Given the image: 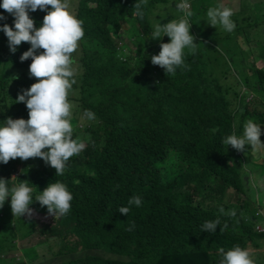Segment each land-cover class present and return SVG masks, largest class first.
Returning <instances> with one entry per match:
<instances>
[{"label":"trees","instance_id":"1","mask_svg":"<svg viewBox=\"0 0 264 264\" xmlns=\"http://www.w3.org/2000/svg\"><path fill=\"white\" fill-rule=\"evenodd\" d=\"M187 1L197 52L186 54L187 67L168 76L152 64L151 56L170 38L151 39V33L155 24L183 15L177 9L181 0H147L142 19L133 15L136 0L74 1L85 35L73 53L74 64L82 69L70 91L76 93L74 121L84 124L73 139L86 140V149L70 158L62 176L32 158L0 163V178L9 180V187L26 182L33 198L49 183H64L73 195L71 211L51 216L52 223L41 229L53 238L48 253L41 256L32 247L13 262L0 257V264H38L89 251L102 255L87 253L69 261L57 259L55 264H219V249L237 245L254 249L255 264H264L263 197H257L246 168L264 161V154L255 156L261 151L246 146L248 155L241 160L222 142L233 130L243 132L248 119L264 126V66L247 65L249 51L243 48V42L249 49L257 42L264 56V0H232V5L225 4L228 0ZM219 4L234 11L231 19L237 25L230 33L207 23L208 8ZM169 6L178 14L159 13ZM0 13L6 17L0 26L14 27V17L2 7ZM29 15L39 27L46 12ZM125 22L134 32L133 49L119 43ZM29 47L22 42L11 52L0 30V125L7 117L29 118L26 105L16 102L17 95L36 82L29 76L31 58L20 60ZM10 64L28 71H15L17 77L8 71ZM89 111L94 113L92 120L87 118ZM229 190L234 203H224ZM134 195L141 197L142 205H132L127 216L121 214L118 209L128 207ZM30 207L47 213L38 201ZM221 207L235 209L236 216L221 214ZM11 218L9 196L0 208V254L7 236L15 234L14 226L31 231V218L17 217L14 226ZM217 218L215 233L201 231L206 221ZM225 223L228 227L221 232Z\"/></svg>","mask_w":264,"mask_h":264},{"label":"clouds","instance_id":"2","mask_svg":"<svg viewBox=\"0 0 264 264\" xmlns=\"http://www.w3.org/2000/svg\"><path fill=\"white\" fill-rule=\"evenodd\" d=\"M146 4L147 0H136L133 15L142 19V8ZM71 6V0H2L0 4V7L14 17V27L7 23L0 26V30L7 36L10 51L15 53L22 42L30 44L28 50L20 56V60L23 62L31 58L29 76L36 78V82L22 90L16 98V102L26 105L29 118L25 120L7 117L5 123L0 125V163L7 164L16 158L22 161L41 158L46 165L55 169L56 176H62L70 158L78 156L86 149V144L79 138L73 139L70 120L73 105L68 96L76 82L73 53L77 52L79 42L85 35L83 21L70 10ZM177 9L183 13L179 19L157 23L151 33V39L162 40L164 36L170 38L167 43L161 42L158 54L151 56L152 64L161 67L166 76L175 75L177 68L187 67L186 54L195 55L197 52L196 37L190 32V17L193 12L187 0H181ZM37 10L46 12L39 27L35 26L34 19L29 15V12ZM233 15V9L223 4L209 7L206 13L207 23L215 28L220 26L230 33L236 27L231 19ZM5 19L0 13V20ZM40 49L43 51L37 54ZM86 115L89 120L95 118L94 113L90 111ZM243 128L241 133L233 130L231 135L222 141L223 144L231 146L232 151L241 160L248 155L246 146H251L254 151L264 148V142L261 141V125L248 119ZM18 172L15 171L14 176ZM32 193L33 189L26 182L9 187V180L0 178V208L10 196L13 217H32L34 209L30 205L34 201H38L41 208L46 207L47 213L54 218L67 215L71 211L73 195L60 181L49 183L35 198ZM128 205L120 207L118 211L127 216L132 205H142L141 197H130ZM219 211L225 216H236L235 209L225 211L221 207ZM218 225L219 218L206 221L201 226V231L215 233ZM227 227L225 223L220 231L223 232ZM219 253V264H255L252 253L238 245L227 251L220 248Z\"/></svg>","mask_w":264,"mask_h":264},{"label":"rangeland","instance_id":"3","mask_svg":"<svg viewBox=\"0 0 264 264\" xmlns=\"http://www.w3.org/2000/svg\"><path fill=\"white\" fill-rule=\"evenodd\" d=\"M74 1H77V3H79L80 0H71V11L75 14V6H74ZM188 2V1H187ZM76 3V5H77ZM189 4V3H188ZM225 4H231L232 5V0H228ZM176 10V11H174ZM166 12H171L173 14H178V10L177 9H173V7L169 6L166 7L165 9H162L159 11L160 14L162 13H166ZM237 22V21H236ZM242 22V21H241ZM243 23V22H242ZM235 25H237L235 23ZM133 30L131 29V23H124V26L122 27L121 31L119 32V43H122V45H124V47H131L132 49L134 48L133 45ZM243 48L246 49V51H249V57L245 58L246 59V63L247 65H255L257 68H261L264 66V56L262 55V48L261 46L258 47V43L256 42L254 45V48L249 49L248 46L246 45V42H243ZM119 56L122 57V52L120 51ZM255 59H257V61H255ZM73 67L76 70V75L75 76H79L82 72L81 69V65L80 64H74ZM2 69L0 68V71ZM8 71L13 74H15L18 77V74L15 73V71L17 72H22V71H28L27 69H14L13 66H11V64L8 66ZM76 97V93L75 91L71 92L69 98H70V103L73 105L72 108V115H71V124L73 126V133L79 129H83L84 128V124L82 123H75L74 119L77 121L76 119V104L74 102V99ZM68 98V99H69ZM256 100H260V99H256ZM262 128V134L264 136V126H261ZM84 143H86V140H83ZM46 150V149H45ZM261 152L255 154V156L257 155H261L264 154V148H260L259 149ZM257 151V150H256ZM258 152V151H257ZM254 155V154H253ZM32 162H35L37 165L39 166H45L47 169H49V165H46L45 162L43 161V159L41 158H32V160H30ZM23 162V161H22ZM262 161V159H258L256 164L257 165H252L251 167H247L249 172H250V178L251 181L253 182V184L255 185V187L257 188V197L262 196L263 198L261 199L260 197V203L263 204L262 210H260V213L264 214V166L258 165L260 164ZM233 193L229 190V194L227 192H225V196H224V203L231 201L230 203H234L235 202V198L233 197ZM35 211V210H34ZM11 224L12 226H14V223L16 221L17 217H13V214L11 212ZM52 215H49L48 213H37L36 211L34 212L33 216L30 217L31 218V224H29V226L31 227V231H29L26 227H21V230L19 231L18 226H14V230H15V234L12 236H7V240L5 241V251H3L0 254V257H5V259H7L8 261H12L14 260L15 257H23V251L25 249L28 248H32L34 249L35 252H37L39 255L42 256V254L44 253H48L47 251H49L50 247H51V243L53 242V238H50L49 236H46L43 234L42 230L43 226L44 228L46 227V223L51 222L52 223ZM24 218H29L27 215L24 216ZM264 230V227H263ZM29 231V235L28 236H23V233ZM20 235H22L23 237H20ZM53 246V245H52ZM249 251L252 253L253 255V259L254 257H256L254 249H250ZM20 256H17L19 255ZM91 255H102L101 252L98 251H89L87 252ZM87 253H82L80 255H76L73 257H60L59 258H55V259H46V258H41V259H46V260H41L38 264H55L58 263L59 261H69V259L71 258H81L83 256H85ZM261 253L264 254V248L261 249ZM109 258H115V259H125V258H121L118 255H105ZM58 259V260H57ZM4 261L0 260V263H3Z\"/></svg>","mask_w":264,"mask_h":264},{"label":"crops","instance_id":"4","mask_svg":"<svg viewBox=\"0 0 264 264\" xmlns=\"http://www.w3.org/2000/svg\"><path fill=\"white\" fill-rule=\"evenodd\" d=\"M19 255H20V253H19Z\"/></svg>","mask_w":264,"mask_h":264}]
</instances>
